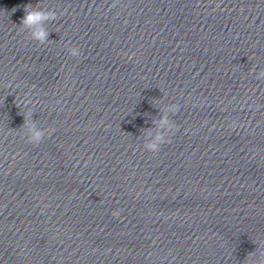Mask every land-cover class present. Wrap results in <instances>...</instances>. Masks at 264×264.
<instances>
[{"label": "water", "instance_id": "95a60500", "mask_svg": "<svg viewBox=\"0 0 264 264\" xmlns=\"http://www.w3.org/2000/svg\"><path fill=\"white\" fill-rule=\"evenodd\" d=\"M262 74L264 0H0V264H261Z\"/></svg>", "mask_w": 264, "mask_h": 264}, {"label": "clouds", "instance_id": "9594fccd", "mask_svg": "<svg viewBox=\"0 0 264 264\" xmlns=\"http://www.w3.org/2000/svg\"><path fill=\"white\" fill-rule=\"evenodd\" d=\"M24 11L26 15L22 18L19 25L28 34L30 40L35 41L40 45L46 44L50 35L46 25L50 22L57 21L59 17L54 11L42 7L40 4L35 7L31 4L26 5ZM68 51L71 53L72 57H78L80 55V51L76 47L68 48ZM257 79H259V77ZM30 102L31 101H29V103ZM25 107H27V104H25ZM164 122L166 123L167 121L165 120ZM22 127L25 129L24 135L27 137L26 143L33 146H39L44 142L46 135L42 132L35 131V123H29L27 115L25 116V123ZM52 131L47 135L50 136ZM30 132L32 134H29ZM147 150L153 153H158L162 148L157 144H151L148 145ZM261 264H264V261H262Z\"/></svg>", "mask_w": 264, "mask_h": 264}]
</instances>
